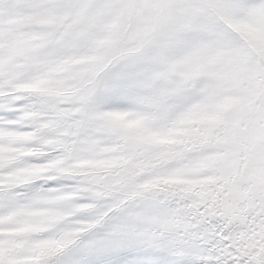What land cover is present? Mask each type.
<instances>
[{
	"label": "snow or ice",
	"instance_id": "snow-or-ice-1",
	"mask_svg": "<svg viewBox=\"0 0 264 264\" xmlns=\"http://www.w3.org/2000/svg\"><path fill=\"white\" fill-rule=\"evenodd\" d=\"M0 264H264V0H0Z\"/></svg>",
	"mask_w": 264,
	"mask_h": 264
}]
</instances>
